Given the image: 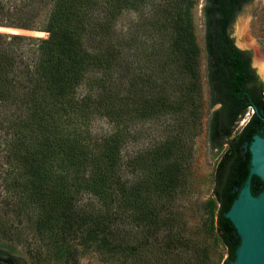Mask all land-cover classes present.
I'll return each mask as SVG.
<instances>
[{
	"label": "trees",
	"instance_id": "16d2710c",
	"mask_svg": "<svg viewBox=\"0 0 264 264\" xmlns=\"http://www.w3.org/2000/svg\"><path fill=\"white\" fill-rule=\"evenodd\" d=\"M251 1L203 0L205 99L196 0H0V25L46 32H0V264H24L13 249L33 244L69 263L87 252L101 264L235 258L226 212L264 135V84L230 36ZM205 109L222 153L194 220L178 199ZM263 187L252 175V194Z\"/></svg>",
	"mask_w": 264,
	"mask_h": 264
},
{
	"label": "rangeland",
	"instance_id": "374dc122",
	"mask_svg": "<svg viewBox=\"0 0 264 264\" xmlns=\"http://www.w3.org/2000/svg\"><path fill=\"white\" fill-rule=\"evenodd\" d=\"M202 5L203 0H196L191 12L194 32L196 35L197 42L202 50L201 60H202V83H203V93L205 99L208 97V87L205 75V50H204V24L202 17ZM247 18L246 25V41L253 43V48L255 51L254 58H263L264 60V0H252L246 3L236 19L234 20L233 27L235 28L237 23L238 27L241 24V19ZM42 34V33H41ZM45 34V33H43ZM46 36V34L44 35ZM254 70H256V64L252 65ZM264 84V81H262ZM216 106L213 107V109ZM211 110L205 109V116L203 118V123L198 134L193 138L192 142V152H193V163H192V187L190 194L186 197L185 195L180 196L179 202L183 205L190 206L196 210V216L191 217L194 220H199L201 218V212L203 203L206 199L212 196L213 187V175L216 164L220 158L222 152H218L216 149L210 147L208 137H207V119ZM252 114L251 110L243 115L241 120L237 124V129L242 127L248 120L249 116ZM98 126L102 128H107V124L99 121ZM2 146L0 144V160L2 158ZM2 153V154H1ZM185 197V198H184ZM1 237V236H0ZM3 239V237H1ZM0 239V240H2ZM35 245L27 249L26 251L18 245L13 251L19 255L24 264H101L100 256L92 252H87L85 255L80 257L77 262L69 263L61 260H56L53 257L45 253L42 247L35 248ZM32 251V252H29ZM223 252V250L221 249ZM219 261L218 264H223L224 259ZM215 259H217L215 255Z\"/></svg>",
	"mask_w": 264,
	"mask_h": 264
},
{
	"label": "water",
	"instance_id": "95a60500",
	"mask_svg": "<svg viewBox=\"0 0 264 264\" xmlns=\"http://www.w3.org/2000/svg\"><path fill=\"white\" fill-rule=\"evenodd\" d=\"M241 20L246 21L247 25V18ZM238 24L239 22L235 28L232 24L230 36L239 49L249 52L251 64L255 54L253 43H245V32L238 27ZM0 32L35 37H44L46 34L41 30L6 25H0ZM255 68L258 79L264 81V74L260 73L257 65ZM248 148L250 151L248 175L226 212V216L231 220L240 238V243L235 250V258L227 264H264V187L257 195L252 194L250 189L252 175L258 176L264 184V135H254Z\"/></svg>",
	"mask_w": 264,
	"mask_h": 264
},
{
	"label": "bare ground",
	"instance_id": "6f19581e",
	"mask_svg": "<svg viewBox=\"0 0 264 264\" xmlns=\"http://www.w3.org/2000/svg\"><path fill=\"white\" fill-rule=\"evenodd\" d=\"M240 27L245 32L246 31V21L242 20L241 24L239 25V28ZM244 28H245V30H244ZM245 43L247 44V42H245ZM254 63L258 66L260 73L264 74V60H263V58H254Z\"/></svg>",
	"mask_w": 264,
	"mask_h": 264
},
{
	"label": "built area",
	"instance_id": "2783aa9c",
	"mask_svg": "<svg viewBox=\"0 0 264 264\" xmlns=\"http://www.w3.org/2000/svg\"><path fill=\"white\" fill-rule=\"evenodd\" d=\"M249 110H251L253 112V109L252 108H249Z\"/></svg>",
	"mask_w": 264,
	"mask_h": 264
},
{
	"label": "flooded vegetation",
	"instance_id": "af4514ba",
	"mask_svg": "<svg viewBox=\"0 0 264 264\" xmlns=\"http://www.w3.org/2000/svg\"><path fill=\"white\" fill-rule=\"evenodd\" d=\"M262 82V81H261ZM263 83V82H262Z\"/></svg>",
	"mask_w": 264,
	"mask_h": 264
}]
</instances>
